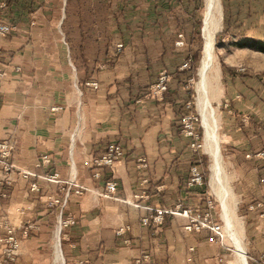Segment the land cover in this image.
<instances>
[{
	"label": "crops",
	"instance_id": "crops-1",
	"mask_svg": "<svg viewBox=\"0 0 264 264\" xmlns=\"http://www.w3.org/2000/svg\"><path fill=\"white\" fill-rule=\"evenodd\" d=\"M198 1L0 0L3 21L15 26L0 37V140L13 142L12 164L36 176L14 173L11 184L0 187L5 194L0 214L18 236L27 223L37 227L20 237V264H42L41 256L30 258L35 246L52 248L47 263L60 264L56 243L62 264H134L142 253L149 255L142 264H208V256L217 254L205 233L183 231L181 214L164 215L161 225L140 223L141 217L178 203L202 208L208 195L217 201L210 174L202 186H186L190 165L196 162L202 169V154L190 150L178 128L188 100L197 110L193 77L198 78V67L194 74L191 69L197 65L192 58H198L199 25L203 39L206 0L203 6ZM187 57L191 68L181 70ZM223 67L213 62L208 72L223 182L245 258L260 264L263 221L246 206L264 203V159L255 157L264 151V81ZM160 72L167 74L168 86L154 98L148 88ZM107 142L119 143L125 156L113 172L104 169L94 179L88 162ZM42 154L50 161L37 167ZM47 172H57L64 182L74 178L91 190L69 193L60 216L72 223L61 230L60 208L51 200L63 197L65 183L47 182ZM109 178L117 183V199L99 194ZM31 182L38 191L30 190ZM124 225L130 227L128 245L116 234ZM189 246L195 248L192 263L185 261Z\"/></svg>",
	"mask_w": 264,
	"mask_h": 264
},
{
	"label": "built area",
	"instance_id": "built-area-1",
	"mask_svg": "<svg viewBox=\"0 0 264 264\" xmlns=\"http://www.w3.org/2000/svg\"><path fill=\"white\" fill-rule=\"evenodd\" d=\"M3 7V4H0ZM15 29L13 24H9L3 21L0 14V37L6 36ZM177 45H181L182 41L179 39L176 42ZM121 44L116 45V50H120ZM2 53L0 51V58ZM191 59H184L179 68L181 70H189L191 67ZM244 71V68L238 69V72ZM4 72L0 69V78L3 77ZM188 82H192V79H188ZM88 85L95 86L94 83L90 82ZM168 86V76L165 72H160L153 84L148 88V95L154 98H160L162 94L167 90ZM194 101L188 100L184 104V111L178 120V128L180 134L188 140V147L194 153H199L202 147V133L198 129V123H200V117L198 112H194L193 109ZM226 106V104H224ZM60 107L51 108L52 111H58ZM14 149L13 142L9 139L0 140V187L8 186L12 182V175L14 173L18 174L22 178L36 177L35 174L28 170L18 169L12 164L11 156ZM125 156L124 148L117 142H107L104 145L102 152L92 158L88 162V167L91 170V176L94 179H100L102 171L104 169H109L113 172L114 166L121 161ZM257 158L264 159V151H259L255 154ZM50 161L46 154L39 156L36 166L48 164ZM139 167H144V163L141 162ZM43 178L47 182H61L65 183L63 186V197L61 199L55 198L51 200V204L58 205L60 208L58 228L68 226L72 223L69 218H62L61 211L65 206L66 199L70 192L76 195H82L84 192L91 191L89 188L78 184L74 178L64 182L59 179L57 172H47L43 175ZM143 182L146 180L143 179ZM260 182H264V175L260 178ZM204 184V174L198 163H192L188 169V177L186 180L187 187H200ZM117 183L113 178H109L104 183V191L99 193L101 196L111 199H117L116 196ZM31 191H38V185L36 182L30 183ZM2 197L5 195L0 194ZM144 196V194H135L134 197L139 198ZM212 205L210 200L206 201L204 207H187L182 208L181 204H176L174 209L160 210L157 212H151L146 216L140 218V223L142 225H161L164 220V215L166 214H181L185 218V223L182 226L184 232L188 234H201L205 233V240L207 243L217 242L222 240L224 237L223 225L220 221L215 220L212 213ZM248 212L255 213L257 219L263 221L264 226V203L262 201H253L246 206ZM37 227L33 224L27 223L19 228L20 235L18 236L16 232V227L12 226L7 218L0 214V264H20L18 259V251L20 247V237L26 238L29 230L36 229ZM130 227L128 225L120 226L116 230L117 235L123 237V243L128 245L130 243L129 238L126 233L129 231ZM194 246H189L187 248V255L185 258L186 263H192L194 261ZM149 260V255L147 253H142L138 257L134 258V264H142ZM221 261V259H218ZM214 264H218L217 262ZM260 264H264L261 262Z\"/></svg>",
	"mask_w": 264,
	"mask_h": 264
},
{
	"label": "rangeland",
	"instance_id": "rangeland-1",
	"mask_svg": "<svg viewBox=\"0 0 264 264\" xmlns=\"http://www.w3.org/2000/svg\"><path fill=\"white\" fill-rule=\"evenodd\" d=\"M203 2L204 0H199L197 4L200 5L201 3L203 6ZM216 7H218V13H220L221 19L220 25L216 30V35L213 37L214 65L219 66L220 64L221 67L224 66L223 68L226 70L229 69L230 72L234 70L238 72V69L244 68V71L242 72L256 74V77L261 79L263 82L264 52L257 50L255 45H252V41H264V0H217ZM197 30L195 47L198 53V58H196V67L195 65H192L191 71H193V74L197 72V67L199 69L198 59H201L199 54L202 51L201 46L203 45V39L200 36V25L197 27ZM193 59H195L194 56L192 58L194 63L196 59ZM208 72L210 71L207 70V75L209 74ZM198 80L199 76L195 80L193 77L194 83H197ZM193 108L195 109V107ZM194 112H197V110L195 109ZM198 129L201 133L203 132L200 123H198ZM199 153L202 154L201 167L204 172V178L208 180L210 174L209 157L205 152H203L202 147L200 148ZM205 200H210L214 219L220 221L223 225L221 219H219L220 209L218 207V202L214 199V196L208 195V198ZM236 225V227L239 228V225ZM206 244L210 247L216 246L218 248L216 255L213 254L208 256L210 259L208 264H214L216 262L218 264H237L234 258L233 248L225 235L222 240ZM41 248L42 246H35L30 258H36V260H39V257L41 256V260H43L42 264H48L47 260L52 257V248H48L43 251ZM219 258L221 261L218 260ZM246 260L248 264H257L252 262L247 257ZM59 262L62 264L60 259Z\"/></svg>",
	"mask_w": 264,
	"mask_h": 264
},
{
	"label": "bare ground",
	"instance_id": "bare-ground-1",
	"mask_svg": "<svg viewBox=\"0 0 264 264\" xmlns=\"http://www.w3.org/2000/svg\"><path fill=\"white\" fill-rule=\"evenodd\" d=\"M217 0H206L205 9H203V48L200 59L198 76L196 83V105L200 117L202 128V148L209 157L210 180L209 185L217 198L221 220L223 223V232L229 243L233 247L234 258L237 264H248L244 255V248L239 238L238 230L233 219V213L229 207L227 199V190L223 182V169L221 163V152L218 141L217 120L215 110L210 104L208 89V75L213 62V33L219 25V16L217 15ZM56 256L61 260L56 243Z\"/></svg>",
	"mask_w": 264,
	"mask_h": 264
},
{
	"label": "trees",
	"instance_id": "trees-1",
	"mask_svg": "<svg viewBox=\"0 0 264 264\" xmlns=\"http://www.w3.org/2000/svg\"><path fill=\"white\" fill-rule=\"evenodd\" d=\"M252 45H255V47H256L257 50H259L261 52H264V41L254 40V41H252ZM195 59H193V60H195Z\"/></svg>",
	"mask_w": 264,
	"mask_h": 264
}]
</instances>
